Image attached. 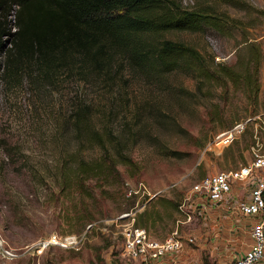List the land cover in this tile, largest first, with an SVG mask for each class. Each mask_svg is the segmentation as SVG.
Segmentation results:
<instances>
[{
  "label": "rangeland",
  "instance_id": "374dc122",
  "mask_svg": "<svg viewBox=\"0 0 264 264\" xmlns=\"http://www.w3.org/2000/svg\"><path fill=\"white\" fill-rule=\"evenodd\" d=\"M179 1L195 8L210 0ZM241 4H217L216 11L241 20L244 32L227 25V36L206 28L165 37L194 47L208 65L213 59V69L234 65L238 51L246 57L243 46L254 43L262 56L256 95L242 83L198 84L183 70L146 76L126 63L108 76L83 80L76 69L70 76L64 71L37 87L28 77L6 78L0 57V239L17 255H0V264H141L123 253L126 221L117 218L129 208L137 209L139 225L157 241L177 221L181 237L193 238L164 264H233L248 249L250 220L230 204L248 199L252 181L235 184L231 198L218 204L191 193L200 180L250 163L252 148L264 153V0ZM80 109L87 110L86 126L100 132L103 146L86 127L77 135L73 116ZM241 122L244 131L221 144L218 138ZM105 156L115 161L118 177L79 181L82 160ZM139 184L156 197H124ZM89 224L80 251L41 250L53 235H79Z\"/></svg>",
  "mask_w": 264,
  "mask_h": 264
},
{
  "label": "trees",
  "instance_id": "16d2710c",
  "mask_svg": "<svg viewBox=\"0 0 264 264\" xmlns=\"http://www.w3.org/2000/svg\"><path fill=\"white\" fill-rule=\"evenodd\" d=\"M241 2L210 0L189 8L179 0H0L4 76L12 80L28 77L32 85L40 87L64 71L70 76L76 69L83 80L93 74L108 76L113 66L119 69L126 63L133 72L146 76L183 70L192 73L198 84L214 81L238 87L242 83L256 95L262 56L254 43L243 46L246 57L238 51L234 65L215 64L213 69V59L208 65L194 47L165 37L169 33H200L206 28L227 36V25L244 32L241 20L216 11L217 4L243 9ZM260 13L264 15V11ZM86 123L87 110H76L73 124L77 135L86 127L92 141L103 146L100 132L87 128ZM123 163L131 165V160ZM76 171L81 182L120 175L108 156L82 160ZM136 225L140 226L137 218Z\"/></svg>",
  "mask_w": 264,
  "mask_h": 264
},
{
  "label": "built area",
  "instance_id": "2783aa9c",
  "mask_svg": "<svg viewBox=\"0 0 264 264\" xmlns=\"http://www.w3.org/2000/svg\"><path fill=\"white\" fill-rule=\"evenodd\" d=\"M246 122L237 123L231 130L222 134L218 140L225 146L231 144L238 135L245 129ZM252 161L236 170L206 177L196 183L191 193L201 195L213 204H218L230 199L233 186L246 181L253 184L248 199L243 202L231 203L232 211L248 218L251 245L238 257L233 264H258L264 259V153L260 149L252 148ZM148 196L149 199L156 197L151 195L143 184L133 190H126V197ZM183 207V205L181 206ZM137 209L121 214L117 221H126L123 230V253L130 261L141 262V264H164L167 260L174 259L186 246V243H193V238H182L178 229L182 222L177 221V228L163 241H157L149 235L148 231L136 225ZM190 220V217H188ZM92 225L86 226L85 231L74 236L53 235L41 243V250L49 247H59L63 250L80 251L86 234ZM0 255L7 259L16 258L15 251L8 248L0 239Z\"/></svg>",
  "mask_w": 264,
  "mask_h": 264
},
{
  "label": "crops",
  "instance_id": "0c3cea01",
  "mask_svg": "<svg viewBox=\"0 0 264 264\" xmlns=\"http://www.w3.org/2000/svg\"><path fill=\"white\" fill-rule=\"evenodd\" d=\"M150 235V234H149Z\"/></svg>",
  "mask_w": 264,
  "mask_h": 264
}]
</instances>
